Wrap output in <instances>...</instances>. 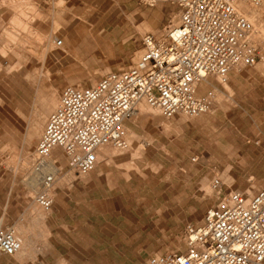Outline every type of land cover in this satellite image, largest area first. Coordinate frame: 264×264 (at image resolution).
I'll use <instances>...</instances> for the list:
<instances>
[{
	"label": "rangeland",
	"instance_id": "obj_1",
	"mask_svg": "<svg viewBox=\"0 0 264 264\" xmlns=\"http://www.w3.org/2000/svg\"><path fill=\"white\" fill-rule=\"evenodd\" d=\"M2 5L0 219L12 229L20 226L29 255L38 256L47 235L32 202L39 186L30 190L26 179L36 173L34 150L52 110L26 145L31 122L42 117L49 94L55 96L56 107L62 89L94 86L106 74L134 64L141 54V37L158 36L176 24L179 8L172 0H4ZM259 19L264 24V11ZM78 35L81 41L91 40L83 53L75 50ZM54 39L62 45L55 47ZM257 46L256 64L231 71L228 91L209 79V88L219 94L215 92L206 114L164 119L143 102V111L125 122L129 148L119 152L103 147L112 155L129 152V201L116 199L117 220L99 236L92 224L96 214L76 205L79 195L73 193L63 211L73 226L53 230L57 244L39 262L54 264L56 254L71 263L78 256L81 264H88L101 253L107 260L102 264H148L153 256L183 252L185 225L200 224L228 186L249 196L264 187V46ZM55 167L60 170L57 185L70 186L75 178L86 176L72 173L66 160ZM215 180L220 195L212 188ZM123 206L129 212L121 213ZM83 218L88 220L85 226L77 225ZM29 255L22 264L37 261Z\"/></svg>",
	"mask_w": 264,
	"mask_h": 264
},
{
	"label": "built area",
	"instance_id": "obj_2",
	"mask_svg": "<svg viewBox=\"0 0 264 264\" xmlns=\"http://www.w3.org/2000/svg\"><path fill=\"white\" fill-rule=\"evenodd\" d=\"M172 2L179 8L176 24L166 26L162 37L144 34L134 64L106 74L94 86L62 90L34 150L39 190L32 202L43 212L52 207L60 175L43 168L52 150L62 151L72 173L87 175L99 149L129 148L125 122L137 116L140 102L164 119L195 118L208 113L215 101V89L198 94L200 84L209 79L226 83L231 71L256 64V42L264 41V28L256 29L236 5L254 7L261 0ZM53 44L62 42L54 39ZM212 188L220 195L218 180ZM183 241V252L153 256L148 264H264V187L252 196L234 190L221 194L200 224L185 225ZM21 248V240L0 219V255L13 257Z\"/></svg>",
	"mask_w": 264,
	"mask_h": 264
},
{
	"label": "crops",
	"instance_id": "obj_3",
	"mask_svg": "<svg viewBox=\"0 0 264 264\" xmlns=\"http://www.w3.org/2000/svg\"><path fill=\"white\" fill-rule=\"evenodd\" d=\"M3 1L4 0H0V22H2L4 15L6 13V8L4 5H2ZM209 86H212L210 80H207V82L200 84L197 88L198 94H202L204 92V89L205 90L210 89ZM41 115L43 116L47 115L46 108H44V112ZM256 145L258 146L259 142H257ZM123 156H128V159L121 163H117V164L113 163L114 159ZM50 158L53 159V163L55 166L58 163L63 165V163L66 160V157L64 156L62 151L57 148L52 150ZM110 162H112V164H110ZM103 165L110 166V168H103L102 167ZM126 165H129V152L123 155L114 154L107 158L101 157L99 160H97L95 168L90 173H88L84 178L82 179L75 178L70 182V186H66L63 184L60 185L56 184L57 186L53 194V204L44 220V228L46 227L45 230L47 235L45 241L46 247L44 250L42 249V247L40 248L41 249L40 251L41 252L44 251V252L39 254L38 256L36 255L35 259L37 257L38 259L35 262L32 261L33 264H44L43 262H39L40 257H46L53 249L54 244H57V241H55L56 238L53 239L55 237L53 232L54 229L61 228L63 230H67L71 227L72 221L71 220L68 221L65 218L66 213H64L63 211H66V207L69 205V202L71 201L70 196L73 193L79 195V201L76 203V205L81 206L83 207V209L92 211L94 212V214H96L94 215L92 224L99 231L98 233L99 236L102 235V229L106 231L112 227V221L117 220L116 219L117 216L116 215L114 216V214H117V211L115 209L116 199L129 201L130 171L129 168L126 167ZM62 169L63 168H61V170ZM259 189L260 188H258L255 191V193ZM228 190H231L230 186L227 187L226 191ZM125 206H123L121 213L129 212V208L127 209L125 208ZM85 221H88L87 218L85 219L83 218L82 220L81 219L77 220V222L80 223L77 225L85 226V224H82L85 223ZM52 227H56V228H52ZM51 239L53 240L50 241ZM69 252H71V250ZM52 257L54 259L53 260L54 264H81L82 262V260L78 259V256L76 257L77 261L72 263L67 261L68 257L64 258L59 255L57 256L56 254H53ZM103 259L105 258H103L101 253H98L93 257L92 260L88 262V264H102ZM106 261L107 260L105 259V262ZM0 264H22V263L19 260H17L14 256L7 257L0 255Z\"/></svg>",
	"mask_w": 264,
	"mask_h": 264
},
{
	"label": "bare ground",
	"instance_id": "obj_4",
	"mask_svg": "<svg viewBox=\"0 0 264 264\" xmlns=\"http://www.w3.org/2000/svg\"><path fill=\"white\" fill-rule=\"evenodd\" d=\"M237 9L239 11H241L243 14L247 15L249 20L253 23L254 27L256 29H260L262 30L264 28V24L263 22L259 19V16L261 14V12L264 11V0H261L260 4L258 6H254V7H251V6H248L247 4L245 3H238L236 5ZM55 26V24H54ZM76 34V33H75ZM74 34V35H75ZM54 36V35H53ZM84 36V35H83ZM79 38V35L77 36ZM159 37H162L161 35H159ZM55 38V37H54ZM77 38V39H78ZM81 38H79V40L77 41V48L75 49L76 52L78 53H83L86 51V43L88 40L87 37H83L82 38V41L80 40ZM98 39V38H97ZM25 40V39H24ZM23 40V42H24ZM91 41V40H90ZM89 41V42H90ZM26 42V41H25ZM52 42V41H51ZM95 42H92V44H94ZM33 44V43H32ZM256 44H259L261 47L264 46V41H258L256 42ZM22 45V44H21ZM55 46V45H54ZM56 47V46H55ZM25 49V48H23ZM263 49V48H262ZM38 50V49H37ZM89 50V49H88ZM32 51V50H31ZM34 51V50H33ZM36 51V50H35ZM41 51V50H40ZM39 51V52H40ZM43 51V50H42ZM46 54V53H45ZM45 54L43 53L42 54V57L41 59H43V61L45 60L44 56ZM241 68H238V69H235L236 72H239ZM220 85H222L223 89L228 91L229 90V87L226 83H221ZM205 90V89H204ZM216 93H218V91H216ZM219 94V93H218ZM55 104V96L54 95H51L49 94V96L46 98V112L48 113V111L50 110H53L55 107L54 106ZM44 105V104H43ZM147 105V104H145ZM137 115L139 113H141L143 111V102H140L138 105H137ZM39 112H41L39 110ZM40 116V115H39ZM42 117L41 118H35L36 120H34L33 122H31L32 124V129H30L28 131V137L26 139V145H30L31 144V140L33 139L34 136H37L38 133H39V130H40V127L41 125L43 124V121L45 120L44 117H46L45 115H41ZM129 131V130H128ZM125 136L128 137L130 136V132H126L125 133ZM106 148V147H104ZM104 148L102 149H99L101 151H98L97 152V160H99L101 157L102 158H107V157H110L112 156L113 153H110L109 151H107V149L105 150ZM34 162L33 161V165H34ZM53 163V160L51 158H49L47 164H45L43 166L44 170L45 171H51V172H55V171H60L59 169H55V165L52 164ZM35 172V171H34ZM27 178V177H26ZM27 180V186L30 190L34 189L35 187L39 186V176L37 173H32V175L26 179ZM56 185V184H55ZM37 212V215H38V218L40 220V226L41 228L43 229V231L46 233V230L44 228V220L48 214V212H43V211H40V209L38 208V210L36 211ZM13 232L14 234L21 240V251L19 253H17L16 255H14V257L19 260L20 262H25L24 260H27L25 259L27 257V255H29L30 251H31V248L30 246L28 245L29 242H27V236L25 235V233L23 232V230L20 228V226L16 227L13 229ZM43 232V233H44ZM46 247L45 245V242L42 246V249L44 250ZM31 256L32 259H35L36 257V254L35 255H29ZM30 259V258H29Z\"/></svg>",
	"mask_w": 264,
	"mask_h": 264
}]
</instances>
